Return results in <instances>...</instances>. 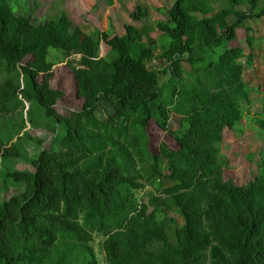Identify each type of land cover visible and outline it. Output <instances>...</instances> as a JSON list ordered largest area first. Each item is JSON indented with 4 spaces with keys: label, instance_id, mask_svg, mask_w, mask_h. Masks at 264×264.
I'll list each match as a JSON object with an SVG mask.
<instances>
[{
    "label": "trees",
    "instance_id": "obj_1",
    "mask_svg": "<svg viewBox=\"0 0 264 264\" xmlns=\"http://www.w3.org/2000/svg\"><path fill=\"white\" fill-rule=\"evenodd\" d=\"M259 2L174 0L159 9L166 19L153 39L147 24L86 33L63 12L34 18L38 0H0V180L18 189L0 201V264H101L95 233L106 264H264V149L243 186L223 179L222 153L224 131L242 134L252 103L243 60L254 57L227 44L248 19L264 18ZM68 58L84 104L65 116L50 82ZM173 112L181 121L170 130ZM151 121L177 150L162 143L153 155ZM253 122L264 131V105ZM27 124L52 134L47 148Z\"/></svg>",
    "mask_w": 264,
    "mask_h": 264
},
{
    "label": "rangeland",
    "instance_id": "obj_2",
    "mask_svg": "<svg viewBox=\"0 0 264 264\" xmlns=\"http://www.w3.org/2000/svg\"><path fill=\"white\" fill-rule=\"evenodd\" d=\"M114 3L110 5L105 0H38L39 6L34 11L33 17L37 20L51 19L60 13H65L75 23L76 26L83 29L84 32L90 33L94 28H98L110 35H123L128 25H134L138 28L148 25L151 29L153 39H158L162 33L156 26L157 21L165 20L166 15L159 9H169L173 5L174 0H112ZM213 7L218 11L225 7V2L212 3ZM137 7H144L148 16L143 21H135L132 13ZM264 7V0H260L255 7L254 12H258ZM239 10L248 11V7L240 6ZM230 23L236 21L235 17L229 18ZM247 27L251 29V36L254 37L253 46L248 41L249 32ZM41 37V34L37 35ZM228 48L241 47L245 55L250 53L253 55V65L250 66L244 62V80L252 88L250 99L252 103L250 110H245L243 119V133L238 134L230 129L224 132V140L222 144V153L228 158V167L224 169L223 179L233 180L236 185H246L257 176L258 165L260 162V152L264 149V131H261L253 122L254 117H258L257 113L261 112L264 105V18L248 19L245 27L237 29V38L227 44ZM107 48L102 43L101 56L107 54ZM226 47H222L224 51ZM80 60L79 56L74 57ZM36 56L32 55L25 59L26 62L35 61ZM72 59V58H71ZM68 58L62 63L57 64L53 71L54 77L51 80V88L63 93V97L55 102L53 107L62 115L68 116L71 112L80 110L84 101L78 96V83L75 75L67 65ZM42 76L40 81L42 82ZM244 110V105H243ZM101 119L108 116V112L101 110L99 112ZM181 116L172 113L169 128L175 130L179 127ZM26 130L35 137L47 139L45 147L49 146L52 140V134L43 127H31L27 124ZM149 148L154 154L160 153L162 143L168 145L171 149L177 150L179 145L173 137L163 131L156 123H149ZM18 170H31V166L26 163H16ZM149 190V189H147ZM18 189L10 183L5 185L0 180V201L16 194ZM147 191L138 192V196L147 201ZM177 218L179 223L183 220L178 215L172 214ZM94 240L91 242L93 250L97 255V259L101 264L105 263V254L103 249L104 235L95 233Z\"/></svg>",
    "mask_w": 264,
    "mask_h": 264
},
{
    "label": "clouds",
    "instance_id": "obj_3",
    "mask_svg": "<svg viewBox=\"0 0 264 264\" xmlns=\"http://www.w3.org/2000/svg\"><path fill=\"white\" fill-rule=\"evenodd\" d=\"M258 114H259V113H257V115H258ZM256 117H257V116H256ZM256 117H254V118H253V120H255V119H256ZM224 132H225V131H224Z\"/></svg>",
    "mask_w": 264,
    "mask_h": 264
}]
</instances>
